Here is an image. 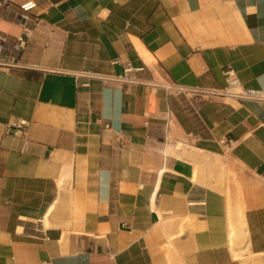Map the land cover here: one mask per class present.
<instances>
[{"label": "crops", "instance_id": "obj_1", "mask_svg": "<svg viewBox=\"0 0 264 264\" xmlns=\"http://www.w3.org/2000/svg\"><path fill=\"white\" fill-rule=\"evenodd\" d=\"M3 1L0 264L264 259V103L168 88H264V0Z\"/></svg>", "mask_w": 264, "mask_h": 264}, {"label": "built area", "instance_id": "obj_2", "mask_svg": "<svg viewBox=\"0 0 264 264\" xmlns=\"http://www.w3.org/2000/svg\"><path fill=\"white\" fill-rule=\"evenodd\" d=\"M4 4L3 0H0V6ZM33 6L32 3L28 2L21 5V9L27 11ZM1 38V37H0ZM1 51V45H0ZM5 64V62L0 60V65ZM130 68H126L125 72H129ZM224 74V84L217 88H203V87H182L178 84L171 83L168 85V88L177 92V93H185V92H192V93H201L205 94L208 97L213 96H222L234 99L238 102H253V103H264V88H247L242 85L240 82L236 71L227 66L223 70ZM28 126V121L26 120H17L13 124L14 130H19L22 134H25V128Z\"/></svg>", "mask_w": 264, "mask_h": 264}, {"label": "rangeland", "instance_id": "obj_3", "mask_svg": "<svg viewBox=\"0 0 264 264\" xmlns=\"http://www.w3.org/2000/svg\"><path fill=\"white\" fill-rule=\"evenodd\" d=\"M178 148L181 151L180 156L185 158L187 155L184 154V149L182 145H178ZM197 152L199 154L202 153L199 151ZM195 172L199 174V176H201V179L204 181L217 179L218 182L220 181L218 189L221 192L225 193V195H231L232 197H235L237 192V185L235 184L232 177L228 173H225L224 157L219 156L216 160L213 161V163L209 165L205 163L203 164L196 162ZM257 256L258 255L244 257L242 255H239L240 261H237V264H251L252 260L257 258L262 259V264H264V259L262 257Z\"/></svg>", "mask_w": 264, "mask_h": 264}, {"label": "bare ground", "instance_id": "obj_4", "mask_svg": "<svg viewBox=\"0 0 264 264\" xmlns=\"http://www.w3.org/2000/svg\"><path fill=\"white\" fill-rule=\"evenodd\" d=\"M217 185H218L217 183L213 182V183L210 185V189L215 188ZM44 219H46V218L44 217ZM44 221H45V220H44ZM231 228H232V227H231ZM229 229H230V228H229ZM230 233H232V230H230ZM231 235L233 236V234H231ZM231 235H230V236H231ZM233 257H235L237 260L240 261V257H239L238 254H234Z\"/></svg>", "mask_w": 264, "mask_h": 264}]
</instances>
